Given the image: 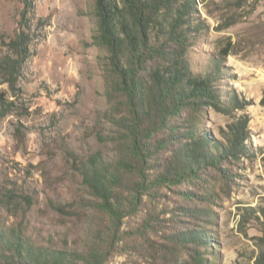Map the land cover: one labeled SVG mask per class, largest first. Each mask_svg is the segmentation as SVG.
<instances>
[{
  "label": "rangeland",
  "instance_id": "rangeland-1",
  "mask_svg": "<svg viewBox=\"0 0 264 264\" xmlns=\"http://www.w3.org/2000/svg\"><path fill=\"white\" fill-rule=\"evenodd\" d=\"M23 7L22 0H0V58L20 30ZM193 18L200 24L199 31L191 27L187 53L194 72L216 71L222 49L231 45L219 84L224 98L234 92L244 100L245 108L235 113L250 116L247 142L254 153L226 163V178L210 170L200 182L164 189L122 229L130 232L150 212L169 218L176 209L177 230L204 224L214 237L199 250L207 264H264V0H197ZM31 26L32 55L16 92L0 74V95L11 103L0 117V233L7 239L18 234L35 249L81 250L96 223L87 201L92 196L69 153L87 158L102 151L107 160L116 155L105 140L108 58L94 40L95 0H36ZM232 120L208 108L200 130L221 139V128ZM196 208L201 219L190 215ZM121 244L125 248L107 264H185L194 253L193 243L182 245L165 232L127 234Z\"/></svg>",
  "mask_w": 264,
  "mask_h": 264
},
{
  "label": "trees",
  "instance_id": "trees-1",
  "mask_svg": "<svg viewBox=\"0 0 264 264\" xmlns=\"http://www.w3.org/2000/svg\"><path fill=\"white\" fill-rule=\"evenodd\" d=\"M22 2L20 30L9 41V53L0 58V74L13 92L32 55L31 17L36 0ZM95 7L98 32L94 40L108 58L105 93L111 105L107 112L110 132L105 140L115 145L116 155L107 160L102 151L87 158L69 154L92 196L87 201L96 226L86 234L88 241L81 250L35 249L20 235L7 239L2 232L0 261L107 264L125 248L121 240L127 234L147 238L149 234L165 232L172 241L194 244L193 259L185 264H207L199 250L202 243L214 237L204 224H197L201 229L177 230L181 223L175 218L176 209L170 210L169 218L150 212L130 232L122 227L127 217L143 212L147 199L162 196L164 189L200 182L210 170L226 178L230 173L226 163L254 153L247 142L251 136L250 116L235 113L245 108L244 100L234 92L224 98L219 84L221 60L229 54L231 45L222 49L216 71L196 73L187 53L193 44L191 27L199 31L200 24L193 18L197 0H95ZM0 100L3 117L11 103L6 94H1ZM261 103L264 105V95ZM208 108L233 117L226 128H221V139L200 130ZM184 195L189 196L186 192ZM59 209L66 211V207ZM201 211L196 208L190 215L201 219ZM212 213L210 210L206 220L210 224Z\"/></svg>",
  "mask_w": 264,
  "mask_h": 264
}]
</instances>
